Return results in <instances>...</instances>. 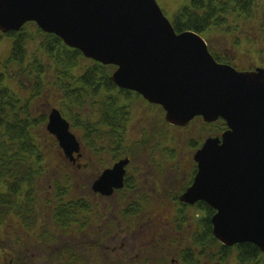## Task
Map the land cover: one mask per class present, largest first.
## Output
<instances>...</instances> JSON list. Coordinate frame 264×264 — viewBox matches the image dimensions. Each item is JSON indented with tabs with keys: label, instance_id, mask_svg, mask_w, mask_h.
<instances>
[{
	"label": "water",
	"instance_id": "95a60500",
	"mask_svg": "<svg viewBox=\"0 0 264 264\" xmlns=\"http://www.w3.org/2000/svg\"><path fill=\"white\" fill-rule=\"evenodd\" d=\"M27 23L87 59L117 67L114 84L162 106L172 125L195 117L225 121L221 140H208L196 154L198 173L183 199L217 211L213 234L223 245L264 251V70L217 64L199 35L175 32L156 0H0V32ZM47 131L65 152H79L59 112L50 114ZM126 165L105 172L93 190L111 177L120 188Z\"/></svg>",
	"mask_w": 264,
	"mask_h": 264
},
{
	"label": "flooded vegetation",
	"instance_id": "af4514ba",
	"mask_svg": "<svg viewBox=\"0 0 264 264\" xmlns=\"http://www.w3.org/2000/svg\"><path fill=\"white\" fill-rule=\"evenodd\" d=\"M138 100L149 105L141 98ZM143 120L145 119L134 117L132 113L125 126L127 133L136 130L142 137L143 131L147 130ZM195 121L208 125L207 129L212 126L201 119ZM129 126L134 128L129 129ZM179 130L187 133L188 129ZM158 132L160 138L166 137V126L162 124ZM212 132L210 129L209 134ZM194 134L198 136L199 132ZM209 134L204 140L215 137L214 133L213 137H209ZM97 137L96 153L99 161L104 160L100 155L110 153L112 159H115L110 167L99 170L96 180H100L105 172L112 170L121 160L118 155L122 151L116 147L107 149L103 142H109V135L99 132ZM113 141L118 144V140ZM196 142V149H191L193 154L200 147L198 139ZM157 147L158 150L155 149ZM59 151L68 164V179H71L59 184L64 192H60L53 184L55 187L51 186L49 193L43 194L39 180L1 184L0 264H31L30 259L34 254L54 252L62 254L56 264H66L67 261L68 264H79L78 259L84 263L87 254L101 256L103 249L115 255L128 250L135 251L137 248L139 253L131 255L133 259L124 261L126 264H155L157 257L149 258V253L158 254V249L165 255L166 262L163 264H167V256H171L167 253L170 237L178 240L177 246L171 251L173 255L170 264H264V252L255 246L241 244L223 247L215 240L212 226L215 212L207 204L181 202V197L193 185L197 174V166L192 164L193 154L182 167H168L164 164L167 158L166 141L155 142L154 149L150 152H139L147 153L148 159H154L156 166L144 173L139 171L138 166H133L134 173L131 175L128 171L132 162L130 151L126 153L130 162L124 168L122 186L117 188V180L111 177L95 193L93 183L90 193L93 195L92 199L99 200V205L91 204L92 207H86L90 198L79 196V192L88 187L83 182L72 181L78 171L86 168L81 163L84 150L73 155H65L62 150ZM61 194L64 196L59 197ZM42 195L46 197H41ZM121 202L123 207H120ZM101 209L105 215L99 220V216H102L99 215ZM109 215H113L112 220H109ZM40 219H47L48 223L62 229L44 231V226L39 223ZM91 225L98 227L97 232L89 231ZM105 228L109 232L102 231ZM64 237L68 238L64 239L66 242L62 241ZM89 238L96 240L90 241ZM45 242L52 245H45ZM25 258L28 261H24ZM62 259L64 262H60ZM100 260L99 257V261L91 264H106L105 260Z\"/></svg>",
	"mask_w": 264,
	"mask_h": 264
},
{
	"label": "trees",
	"instance_id": "16d2710c",
	"mask_svg": "<svg viewBox=\"0 0 264 264\" xmlns=\"http://www.w3.org/2000/svg\"><path fill=\"white\" fill-rule=\"evenodd\" d=\"M253 4L254 0H191L189 6L177 12L172 25L177 33L202 34L220 27L227 14L251 17ZM5 36L12 38V46L0 71V181L5 176L13 182L35 181L33 167L44 165L34 135L43 130L46 116L33 119L30 109V104L39 99H56L60 111L83 129L90 150L97 149L95 136L103 127L110 134H120L118 148L122 147L129 118V107L122 101H130L132 94L118 90L112 83L114 67L85 59L34 24H27L18 33H0V41ZM7 81L24 88L26 99L7 87ZM99 102L108 103L101 107ZM106 144L108 148L113 146L112 140Z\"/></svg>",
	"mask_w": 264,
	"mask_h": 264
},
{
	"label": "rangeland",
	"instance_id": "374dc122",
	"mask_svg": "<svg viewBox=\"0 0 264 264\" xmlns=\"http://www.w3.org/2000/svg\"><path fill=\"white\" fill-rule=\"evenodd\" d=\"M191 0H157L159 7L161 8L163 14L169 21H172L174 15L184 6L189 5ZM253 16L244 18L239 14H227L225 19L221 22L220 27L210 28L208 32L202 34V38L206 40L210 49L214 54L219 57L225 59L228 63L233 65L237 71H243L245 69L250 68H259L264 65V0H255L254 8H253ZM12 46V38L5 36L0 41V71L4 66L3 63L7 60L10 55V50ZM36 47V45H32ZM7 87H11L17 93L25 92V89L21 88L15 82L6 83ZM122 103V102H121ZM58 103L46 102L42 99L36 100L30 104L32 107L31 115L38 119L41 115L49 113V111L53 108L58 109ZM132 113L134 117L143 118L145 120L142 121L143 124H146V129L143 131V136L140 137V134L136 130H132L130 133H126L125 135V144L122 150V154H126L130 152L132 154L130 162L131 169H128L129 173H132V167L138 166L139 171L144 173L147 169H151L156 166L154 164V159H148V154H141L139 151H148L154 149L155 142H165L166 141V150H167V158L165 161V165L168 167L171 166H179L182 167L186 160H189L192 156L193 152H191L190 148V140L192 135L195 132H199V140L203 141L204 138L209 134L210 129H206L202 122L195 121L191 124V126L187 127V133H181L180 130H175L171 137L168 139L167 136L164 138H160L158 135V128L164 123V114L159 108H155V106L144 105L142 102L132 103ZM134 127L129 126V129H133ZM72 132L80 139L83 144L84 156L81 159V163L86 165L85 169L78 171V174L75 175L72 181L83 182L85 184L86 189L79 192V196L89 197L87 200L86 207H92L91 204L99 205V200H94L93 195H91V186L99 175V170L110 167L113 164L115 159H112V154H103L100 155L104 160L99 161V155L94 153L93 150H90L88 146H86L84 142V131L79 126L71 129ZM168 133L170 134L171 128H167ZM206 133V134H205ZM147 134V135H145ZM35 138L37 140L38 149L41 151L43 156L45 169L47 172L42 176L41 181V190L43 194H48L51 186H53V182L55 181H66L68 180L69 169L68 164L65 159L60 154L57 141L54 137L50 136L45 131V125H43L42 131L35 132ZM158 150V147L155 148ZM165 151V149H163ZM194 164V163H192ZM190 164L189 166H192ZM175 169H172V171ZM147 177V175H145ZM54 187V186H53ZM77 195V193H76ZM41 197H46V195H42ZM120 207H123V202H121ZM99 209V206L97 207ZM104 210H99V220H102L104 217ZM113 219V215H109V220ZM54 222V221H53ZM40 225H43L45 229H62L60 226H56L53 223H48L47 219L39 221ZM97 228L94 225L89 227L90 232H97ZM28 229L31 230V226L28 225ZM102 231L109 232L106 228ZM65 235V234H63ZM66 237L62 239L63 242ZM68 239V238H66ZM90 241H95L96 238H89ZM169 246L167 248V253L171 256H167L168 263L170 264L171 258L173 255V251L178 244V240L170 237ZM97 243H94L96 245ZM45 245H52L51 243H46ZM60 245L59 243L57 244ZM185 247V246H184ZM139 249H135V251H126L122 253H116L115 255L111 254L109 251L103 249L102 255L97 256L93 254H87V258L84 259V263L81 260L79 264H91L93 262L99 261V257L101 260H105L106 264H126L124 261L132 258L131 255L138 254ZM157 253H149L151 257L156 256L157 260L155 264H163L165 261V255L158 249ZM50 258L48 259V257ZM21 257H26L25 255H21ZM62 258V254L58 252L54 253H38L31 256L30 263L31 264H56L58 259ZM133 259V258H132ZM24 261H28L26 258ZM100 260V261H101ZM60 262H64L63 259Z\"/></svg>",
	"mask_w": 264,
	"mask_h": 264
}]
</instances>
